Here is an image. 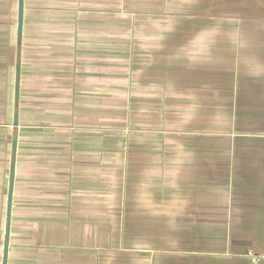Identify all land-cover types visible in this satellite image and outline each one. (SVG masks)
Listing matches in <instances>:
<instances>
[{"label":"crops","instance_id":"crops-1","mask_svg":"<svg viewBox=\"0 0 264 264\" xmlns=\"http://www.w3.org/2000/svg\"><path fill=\"white\" fill-rule=\"evenodd\" d=\"M18 5L0 264H264V0H23L20 37Z\"/></svg>","mask_w":264,"mask_h":264},{"label":"water","instance_id":"water-1","mask_svg":"<svg viewBox=\"0 0 264 264\" xmlns=\"http://www.w3.org/2000/svg\"><path fill=\"white\" fill-rule=\"evenodd\" d=\"M22 3H23V0H19V5H18V22H17V26H18V37H20V33H21ZM19 63H20V43L18 44L17 61H16V69H17V72H16V90H17V87H18ZM15 98H16V103H15V106H14V114H15V117H14V126L17 125V94H16ZM14 148H15V142H13V147H12L13 152H14ZM12 181H13V159H11V164H10V184H9L10 187H9V193H8L9 194L8 195V201H10ZM8 226H9V217H8V214H7V217H6V229H5V242H4L5 252H6V248H7ZM3 264H5V258H4Z\"/></svg>","mask_w":264,"mask_h":264},{"label":"built area","instance_id":"built-area-1","mask_svg":"<svg viewBox=\"0 0 264 264\" xmlns=\"http://www.w3.org/2000/svg\"><path fill=\"white\" fill-rule=\"evenodd\" d=\"M248 258H249L250 264H259L261 260L260 257H257L253 255L252 253L248 254Z\"/></svg>","mask_w":264,"mask_h":264},{"label":"rangeland","instance_id":"rangeland-1","mask_svg":"<svg viewBox=\"0 0 264 264\" xmlns=\"http://www.w3.org/2000/svg\"><path fill=\"white\" fill-rule=\"evenodd\" d=\"M22 8H23V5H22Z\"/></svg>","mask_w":264,"mask_h":264}]
</instances>
